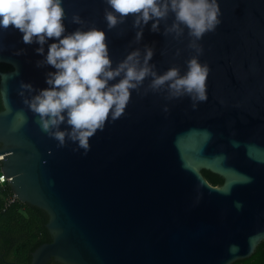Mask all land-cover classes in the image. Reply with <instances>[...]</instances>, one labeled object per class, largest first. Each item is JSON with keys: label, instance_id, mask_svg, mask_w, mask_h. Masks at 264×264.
<instances>
[{"label": "water", "instance_id": "water-1", "mask_svg": "<svg viewBox=\"0 0 264 264\" xmlns=\"http://www.w3.org/2000/svg\"><path fill=\"white\" fill-rule=\"evenodd\" d=\"M218 3L220 23L199 41L207 98L192 107L187 96L132 90L123 114L89 138L87 153L41 128L19 89L21 81L46 87L55 69L37 64L35 41L25 43L12 25L0 29V62L12 65L0 70L1 169L20 201L47 213L51 237L29 264H230L264 238V0ZM63 7L66 31L82 26L73 13L84 27L104 29L113 63L149 43L158 71L186 68L189 37L164 35V21L161 31L148 21L137 43L131 13L106 27L105 0ZM203 168L223 183L211 185Z\"/></svg>", "mask_w": 264, "mask_h": 264}, {"label": "clouds", "instance_id": "clouds-1", "mask_svg": "<svg viewBox=\"0 0 264 264\" xmlns=\"http://www.w3.org/2000/svg\"><path fill=\"white\" fill-rule=\"evenodd\" d=\"M105 3L106 27L123 22L131 13L137 43L150 20L151 31H161L160 24L164 21V35L179 38L186 34L187 47L193 51L185 60L184 71L175 64L158 71L151 59L154 47L149 43L131 48L113 63L104 29L94 24L84 27L80 15L73 13L72 21L82 26L66 31L63 0H0V29L12 25L21 32L25 43L35 41L38 44L35 51L43 54L37 64H50L55 69L46 73L47 86L38 90L33 91L30 82L21 81L19 91L24 103L38 114L41 128L58 145L73 141V150L83 149V153L90 148L89 138L103 129L106 121L123 114L132 90L140 91L143 87L145 92L162 93L166 100L187 96L192 107L205 100L209 67L199 58L202 52L199 41L220 23L218 0H105ZM169 13L171 22H167ZM50 37L57 39L47 43L45 51ZM25 89L29 95H24ZM162 107L168 110L167 104Z\"/></svg>", "mask_w": 264, "mask_h": 264}, {"label": "trees", "instance_id": "trees-1", "mask_svg": "<svg viewBox=\"0 0 264 264\" xmlns=\"http://www.w3.org/2000/svg\"><path fill=\"white\" fill-rule=\"evenodd\" d=\"M11 69V64L0 62L1 71ZM2 109L0 93V110ZM201 173L211 185L219 186L223 183V178L217 173L204 168ZM14 196L8 181L0 184V264H29L35 248L51 241L46 227L48 215L43 209L22 202ZM46 264L57 263L50 260ZM230 264H264V238L249 256Z\"/></svg>", "mask_w": 264, "mask_h": 264}, {"label": "built area", "instance_id": "built-area-1", "mask_svg": "<svg viewBox=\"0 0 264 264\" xmlns=\"http://www.w3.org/2000/svg\"><path fill=\"white\" fill-rule=\"evenodd\" d=\"M1 163H2V160H1V157H0V184H4L8 180H7L6 176L4 175V173H3L2 169H1V167H2ZM11 199H13V198H11Z\"/></svg>", "mask_w": 264, "mask_h": 264}]
</instances>
